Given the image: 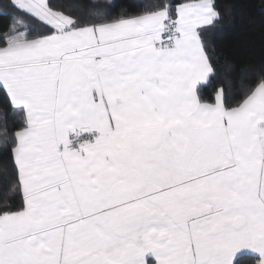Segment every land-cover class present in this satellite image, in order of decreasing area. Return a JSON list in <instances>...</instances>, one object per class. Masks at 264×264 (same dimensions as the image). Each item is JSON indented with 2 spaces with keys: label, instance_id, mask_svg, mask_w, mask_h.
Instances as JSON below:
<instances>
[{
  "label": "snow or ice",
  "instance_id": "6c2138e0",
  "mask_svg": "<svg viewBox=\"0 0 264 264\" xmlns=\"http://www.w3.org/2000/svg\"><path fill=\"white\" fill-rule=\"evenodd\" d=\"M115 6L0 5V264H264V66L209 96L215 0Z\"/></svg>",
  "mask_w": 264,
  "mask_h": 264
},
{
  "label": "trees",
  "instance_id": "16d2710c",
  "mask_svg": "<svg viewBox=\"0 0 264 264\" xmlns=\"http://www.w3.org/2000/svg\"><path fill=\"white\" fill-rule=\"evenodd\" d=\"M106 2L115 3L112 14L117 15L129 10L135 11L139 0ZM4 3L5 0H0V5ZM55 3L63 5V10L69 14H86L82 8L76 6L87 3V0H55ZM215 4L222 14L221 20L204 33L207 54L215 70L211 83L206 88L209 96L221 85L230 93H239L247 78L264 66V0H215ZM9 23L7 16L0 15V32ZM29 23L34 31L41 29L38 22ZM5 110H8L7 104L0 95V113ZM9 126H15L11 119ZM5 168H11L7 155L0 157V169ZM15 202L19 203L18 200ZM243 264H251V258L246 257Z\"/></svg>",
  "mask_w": 264,
  "mask_h": 264
}]
</instances>
